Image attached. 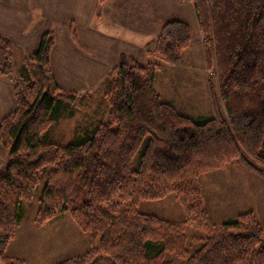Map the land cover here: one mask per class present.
I'll use <instances>...</instances> for the list:
<instances>
[{"label":"trees","instance_id":"16d2710c","mask_svg":"<svg viewBox=\"0 0 264 264\" xmlns=\"http://www.w3.org/2000/svg\"><path fill=\"white\" fill-rule=\"evenodd\" d=\"M105 0H99L100 4ZM202 34L210 84L211 115L194 118L162 100L155 88L166 63L183 64L192 43L191 26L181 19L162 22L147 63L122 54L104 81L108 120L97 121L69 144L42 140L52 124L76 114L86 92L59 86L51 68L54 35L26 55L14 75V45L0 35V75L15 82L16 108L0 122V143L10 161L0 175V264H26L7 250L22 219L24 201L34 197L43 170L47 176L36 215L43 226L69 214L89 235L90 248L56 264H264V227L254 211L220 224L209 222L200 176L235 165L264 179V0H190ZM76 40V29L71 28ZM139 162L135 166L134 160ZM173 193L185 224L198 221L206 236L191 252L185 225L135 206ZM132 208L122 210V202Z\"/></svg>","mask_w":264,"mask_h":264},{"label":"rangeland","instance_id":"374dc122","mask_svg":"<svg viewBox=\"0 0 264 264\" xmlns=\"http://www.w3.org/2000/svg\"><path fill=\"white\" fill-rule=\"evenodd\" d=\"M148 1L160 7L162 22L167 19H183L191 26L192 33V43L183 52V64L174 67L163 63L162 69L157 73L155 88L161 94L162 100L173 104L181 113L194 118L210 116L212 109L209 87L211 84L215 91L218 90L217 70L213 67L212 69H208L207 67L204 58L202 34L199 30L192 2L190 0H145L144 3L149 4ZM122 2V5L120 6L118 4V7L121 9V13L123 12V20L128 22L132 9L137 5L135 4L136 0H122ZM111 20L107 16L106 22H110ZM147 60L148 58L144 56L141 62L145 64ZM21 67H19V70L15 68L18 74L22 70ZM14 72L15 70L12 71V73ZM104 89V86H102L100 89L90 93L86 92L88 95L83 94L85 96L79 98L76 103V114L73 117L63 118L54 122L43 133L42 140L58 144H69L75 140L77 135L83 133L84 130L91 129L97 121L106 122L108 120V105L103 98ZM9 161V148L0 143V175L6 172ZM138 162L139 160L136 157L134 165L136 166ZM54 168V166H48L43 170L41 181L36 188L34 197L31 200L23 202L22 219L16 230L17 236L15 235V240L13 242L11 241V245L7 250L8 255L12 256L16 254L14 256L18 255V257L24 258L26 264H56L69 257L81 255L90 248L89 235L82 232L74 224L83 233V243L88 242L87 249L84 250L81 246L79 249L73 251H67V249L53 250L54 247L52 245L54 240L50 241L44 238V236L48 235L51 230L56 229L57 224L64 221L61 215L46 226H38L36 224L35 219L40 207L42 190L45 186L48 173ZM253 175L255 174L231 165L229 168L209 171V173L207 172L200 176V181L204 187L203 190L206 191V201L211 210L212 216L209 219L211 224H220L234 217L232 214L222 216L221 212L229 207L234 200L233 191L228 192L225 187L228 184L235 183L240 184L237 186L239 189L247 187L251 190V203L257 204L254 207V213L264 227V179L260 176ZM255 179H258L261 184H258ZM131 208L132 203L130 201L122 202L119 212L122 210H130ZM135 208L139 212L154 214L160 218L185 225L188 236L187 246L191 252L199 248L202 243L200 240H195L194 237L203 238L206 236L205 231L199 227L198 221L185 224L183 207L173 193L158 200H142ZM65 215L75 223L69 214L66 213ZM60 217L62 219L56 221ZM44 241L48 244L44 243ZM261 247H264V240L258 246V248ZM43 256L46 257L44 260L41 259ZM165 259L166 261H171L173 264H186L184 259L178 258L173 253H167ZM96 264H113V260L107 255H102Z\"/></svg>","mask_w":264,"mask_h":264},{"label":"crops","instance_id":"0c3cea01","mask_svg":"<svg viewBox=\"0 0 264 264\" xmlns=\"http://www.w3.org/2000/svg\"><path fill=\"white\" fill-rule=\"evenodd\" d=\"M144 2L136 0L137 5L126 22L118 7L122 0H105L101 4L99 0H0V35L13 42V74L18 75L15 68L19 70L23 58L36 52L43 35L51 32L54 35L51 68L59 86L68 91L88 93L100 89L110 71L119 64L122 54L142 61L147 49L155 46L162 24L161 10L155 3ZM107 16L112 22H106ZM72 27L76 29V40L71 34ZM14 89V80L0 75V122L17 106ZM239 185L232 183L225 187L228 192L233 191L234 200L221 212L222 216L232 214L235 217L249 210L255 212L257 204L251 203V190L247 187L239 189ZM204 202L210 219L212 215L205 190ZM61 216L64 221L44 236L54 240L53 250L73 251L81 246L87 249L88 242L83 243V233L67 215ZM45 258L41 257L42 260Z\"/></svg>","mask_w":264,"mask_h":264}]
</instances>
